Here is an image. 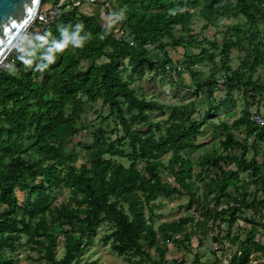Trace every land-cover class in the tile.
I'll list each match as a JSON object with an SVG mask.
<instances>
[{
    "label": "trees",
    "instance_id": "16d2710c",
    "mask_svg": "<svg viewBox=\"0 0 264 264\" xmlns=\"http://www.w3.org/2000/svg\"><path fill=\"white\" fill-rule=\"evenodd\" d=\"M111 2L118 29L84 8L61 10L29 49L16 46L6 60L12 61L10 69L0 68V208L6 209L0 211V264H15L13 257L20 247L34 252L45 264H80L103 223L110 226V232L102 237V244L119 257H127V264H156L151 250L158 254L157 264H166L168 250L161 247V240L187 249L190 234L185 227L192 218L185 216L155 227L154 210L159 206L155 202L186 194L190 196L188 208L196 203L191 179L194 166L181 154L202 147L195 142L202 135L203 122L194 120L185 104L170 106L154 97L139 96L131 85L147 71L159 68L166 72L172 64L164 53L167 46H210L207 50L202 45L198 54L187 58L193 64L207 59L213 65L211 78L195 84L196 92L206 89L213 104L214 88H219L214 75L225 74L222 88L227 96L208 106L207 117L234 102L232 91L236 89L245 99L257 101L260 97L264 102V83L252 81L248 74L264 63V52L251 41L247 49L241 45V36L264 22V0ZM195 17L205 22L203 29L232 18H244L250 28L234 26L233 36L227 31L221 45L205 39L198 42L192 36ZM165 39L170 40L169 45ZM150 45L163 52L162 59L150 54ZM233 49L246 50L251 57L236 71L229 66ZM216 51L221 66L214 62ZM98 101L109 112L103 120L112 117L115 128L96 127L90 144L70 147L72 138L84 129L81 117L86 105ZM248 107L246 103L242 116L230 126L220 124L221 151L213 150L199 162L200 174L206 168L207 177L212 178L207 187L214 193L210 200L214 213L201 208L206 219L196 222L195 230L211 222L210 228L223 223L230 231L244 211L254 218L264 217V147L260 146L264 126L251 144L232 132L244 126L248 138L251 129L258 130L250 122L251 116L264 113H251ZM164 111H168L164 120L151 119ZM76 147L85 153L86 161L79 167ZM250 150L253 156L248 159ZM166 155L170 156L164 164L161 159ZM230 166L233 170L227 174ZM240 173L247 174L246 181L240 180ZM62 188L69 195L58 205L55 193ZM16 191L23 194L21 202ZM250 223L255 224L254 219ZM55 226L61 229L59 234L54 232ZM180 234L182 240L176 238ZM60 235L63 253L58 258ZM240 237L226 232L225 239L236 245L229 264H251L253 253L264 257V244L254 240V230Z\"/></svg>",
    "mask_w": 264,
    "mask_h": 264
},
{
    "label": "rangeland",
    "instance_id": "374dc122",
    "mask_svg": "<svg viewBox=\"0 0 264 264\" xmlns=\"http://www.w3.org/2000/svg\"><path fill=\"white\" fill-rule=\"evenodd\" d=\"M95 10H98V8L96 7ZM84 11L89 14L88 10ZM94 14H97V12ZM103 18L106 20L109 19L105 14H103ZM204 24L205 22L199 17L193 18L192 36H195L198 42L205 39L207 41H216L220 45L222 44L224 40V34L227 31L229 32V36H233L234 32H231V28L234 26H238L241 29L250 28L249 24L244 18L221 20L207 29H203ZM250 31L251 32L244 33L241 36L243 38L241 45L247 49L250 47L248 42L251 41L253 44L260 46V50L264 52V22H259L257 25L252 26ZM177 35L179 36V34L175 33V36ZM165 42L168 45L170 44V40L168 39H165ZM202 47L207 50L210 49L208 44H204ZM152 48L153 46L151 45L147 48L149 49L150 54L152 56L158 57V60L162 59L163 52L161 53L158 50ZM200 48L197 47V45L180 47L178 49L172 48L170 45L167 46V48L164 50V53L172 61V64L168 66L166 72L159 70V68H157L155 71H147L141 78L134 81L131 85L135 88L136 93L139 96H143L145 98L154 97L159 102H163L170 106L185 104L188 107V111L191 113L193 112L192 118L198 122H203L201 127L202 135L198 137L195 142L196 144H201L202 147L200 149L183 152L181 154L183 157L189 159L194 166L191 179L195 182L196 191L194 196L196 203L188 208L187 205L189 203L190 196H187L186 194L180 197H175L171 200L160 199L156 201L155 204L159 206L154 210V225L156 227L163 222H171L185 216L191 217L192 222L185 227L186 232L190 234L189 241L186 242L187 249H184L183 247H175L172 243L162 242V240L160 241L161 247H169L170 250H168V252L170 251V253L167 257H172L173 261L181 258V255L183 254L184 258H186L183 264H204L203 262L206 261L211 262V264H218L219 259L217 258L218 256L216 254L217 252H220L219 256L222 255V251L224 250L223 246H225L223 245L222 241H229L231 238L225 239L226 232H229L232 235L239 234L242 236L240 239H243L245 238L246 232L252 229V232L254 230V235H260H256L257 241L260 242L262 241L260 238L264 237V217L256 216L254 218L251 212L244 211L239 216L237 222L230 228V231L226 229L227 225L223 223L217 227L213 226L210 228L211 222H209L206 227H200L195 230V223L206 219V217L202 215L201 208L207 207L212 213H214V204L213 202H210L214 196V193L210 190V188L207 187V184L211 182L210 180L212 178L207 177L208 173L210 172L204 171L206 168L200 174L201 169L198 167V165L203 156L212 154L213 150L218 152L221 151L220 142L223 140V137L221 136L223 130L220 124L222 122H226L227 126H230L234 120L239 119L245 110L246 103L249 104V112L264 113V102L260 97L257 98V101H251L249 97L245 99L242 91L236 89L232 91V99L235 101L234 104L230 103L225 108L221 107L216 110L215 116L207 117L205 113L208 110V106H215L218 102L224 100V98L227 96V92L226 89L222 88L225 78V74L223 72H218L214 75V79L217 80V85H219V88H214V104L211 102L212 100L207 97L205 92L206 89H204L202 92L195 91V84L198 80H207L208 78H211V74L214 73V69L212 67L213 65H211L210 61L207 59H204L202 62L197 64H193L189 59L187 60L189 56L198 54ZM218 53L219 51L215 52L216 56L214 57V62L216 65L221 66V58ZM250 60L251 57L246 50L239 52L237 49H233L230 51L229 66L232 71L240 69L241 64ZM98 62L101 63L103 60ZM248 74L251 75L252 81L258 80L260 84L264 83V63L258 66L254 72H249L248 70ZM190 104H193V106ZM108 114V109L106 107L103 108L99 101L86 105L81 117V122L84 129L72 138L70 147L72 144L78 143H82L84 145L90 144L92 142V132L96 127L102 126L106 130L114 129L115 122L112 117H109L106 121L103 120V117L108 116ZM167 114L168 111H164L163 113H155L151 116V119L154 121H162L166 118ZM250 122L253 124V126H257L251 121V119ZM260 129V127L257 131L251 129V135L248 138H246L247 131L245 130L244 126L233 129L232 132L236 137L244 140L247 139L248 143L251 144L256 138V134ZM110 136L111 139L116 137L115 134ZM260 146L263 148L264 144L260 143ZM76 151L79 155L75 164L77 167H79L86 161L84 158L85 153L78 147H76ZM169 156L170 155H166L162 157L161 160L164 164L168 163ZM252 156L253 152L250 150L247 154V158L250 159ZM261 156L262 153L257 159L259 162L262 161ZM117 161L123 163L125 166L128 165L126 160L117 159ZM226 170L227 174H229L232 172L233 167L230 166ZM239 178L242 181H246L248 177L246 173H240ZM164 179H166L168 182H172L170 176L164 175ZM252 188L253 187H250V190H252ZM228 191L231 194L233 193L232 188H229ZM15 194L19 202H21L23 199V194L19 191H16ZM68 195L69 193L66 189H60V191L55 193V203L58 205L65 203L68 199ZM223 206L224 205H221L219 208ZM5 210V208H0L1 212ZM251 219H254L255 224H249V220ZM194 230L195 233H193ZM60 231L61 229L58 226H55L54 232L59 234ZM109 232L110 226L106 223L101 224L97 228V236L93 238L92 245L88 247L83 253L82 257L80 258V264H127V257H119L110 251L109 245L102 244V237ZM217 235L220 237L214 240ZM176 238H178V240H182L183 235L180 234ZM24 242L25 237L22 238V243ZM62 243L63 236L60 235L57 247L58 258L61 257L63 253ZM151 253L155 263H158V254L155 252V250H151ZM13 259L15 264H45L44 261H41L34 252L29 251L24 247L17 249Z\"/></svg>",
    "mask_w": 264,
    "mask_h": 264
},
{
    "label": "built area",
    "instance_id": "2783aa9c",
    "mask_svg": "<svg viewBox=\"0 0 264 264\" xmlns=\"http://www.w3.org/2000/svg\"><path fill=\"white\" fill-rule=\"evenodd\" d=\"M86 5L99 7L108 16L109 21L107 22L110 26L116 29L119 28L118 17L113 11V3L111 0H48L46 4L41 3L33 22L17 46H20L22 49H29L40 39L44 30L54 22L57 12L61 10L83 9ZM11 64L12 61H5L3 65L5 68L10 69L12 67ZM251 121L257 126L263 127L264 114L251 116ZM229 260L230 257L227 258L226 264H229Z\"/></svg>",
    "mask_w": 264,
    "mask_h": 264
},
{
    "label": "water",
    "instance_id": "95a60500",
    "mask_svg": "<svg viewBox=\"0 0 264 264\" xmlns=\"http://www.w3.org/2000/svg\"><path fill=\"white\" fill-rule=\"evenodd\" d=\"M42 0H0V68L33 22Z\"/></svg>",
    "mask_w": 264,
    "mask_h": 264
},
{
    "label": "crops",
    "instance_id": "0c3cea01",
    "mask_svg": "<svg viewBox=\"0 0 264 264\" xmlns=\"http://www.w3.org/2000/svg\"><path fill=\"white\" fill-rule=\"evenodd\" d=\"M96 7L97 6H94L93 7L91 5H86L84 7V9L85 10H88L90 15H95L97 17L103 18V14H104L103 11L99 7H97L98 10H95ZM96 12H97V14H94ZM233 101H234V99H233ZM234 102H232L231 104H234ZM256 235L257 236H260V235L259 234H255L254 235V237H255L254 240L257 242V239H256L257 236ZM260 239H262V241H260V242L258 241V242L260 244H264V237H261ZM222 242H223V245H225V246H223L224 247V250L222 251V255L219 256L220 252H217V254H216L218 256L217 258L219 259V263L218 264H226L227 258H229L231 256V252L234 251V250H236V245H232L231 243H229L226 240H223ZM166 248H167V250H170L169 247H166ZM169 253H170V251L167 252V254L165 256L166 264H183V262L186 260V258H184L183 254H182L181 255L182 256L181 258L176 259L177 261L176 260L173 261L172 260V257L171 258L170 257L169 258L167 257ZM203 263L204 264H211V262H207V261L206 262H203ZM251 264H264V257L262 256V254H260V253H253L251 255Z\"/></svg>",
    "mask_w": 264,
    "mask_h": 264
}]
</instances>
